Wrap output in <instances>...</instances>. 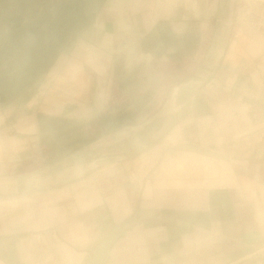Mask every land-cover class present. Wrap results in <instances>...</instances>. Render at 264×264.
<instances>
[{
    "label": "crops",
    "instance_id": "crops-1",
    "mask_svg": "<svg viewBox=\"0 0 264 264\" xmlns=\"http://www.w3.org/2000/svg\"><path fill=\"white\" fill-rule=\"evenodd\" d=\"M243 3L264 23V0H105L0 108V264H89L133 215L108 264H264V27L237 18ZM193 77L206 79L195 102L166 116L172 88ZM128 111L137 126L79 146L75 129L90 139L96 119ZM38 117L68 127L42 130Z\"/></svg>",
    "mask_w": 264,
    "mask_h": 264
},
{
    "label": "trees",
    "instance_id": "trees-1",
    "mask_svg": "<svg viewBox=\"0 0 264 264\" xmlns=\"http://www.w3.org/2000/svg\"><path fill=\"white\" fill-rule=\"evenodd\" d=\"M105 0H0V107H6L30 88L67 47L69 35L89 27ZM148 118V116L146 117ZM137 112L117 117L104 115L93 124L97 132L88 139L83 127L75 129L83 147L105 135L139 123ZM42 130H66L62 119L38 117ZM61 148L59 152H62ZM58 152V151H57ZM64 153L58 157H62Z\"/></svg>",
    "mask_w": 264,
    "mask_h": 264
},
{
    "label": "water",
    "instance_id": "water-1",
    "mask_svg": "<svg viewBox=\"0 0 264 264\" xmlns=\"http://www.w3.org/2000/svg\"><path fill=\"white\" fill-rule=\"evenodd\" d=\"M81 32L71 34L68 37L67 45H69L73 39L80 35ZM204 78H190L185 82H182L172 88L168 105L163 109L166 116L177 115L184 107L189 104H193L196 99L197 91L205 84ZM1 108V107H0ZM175 151H184L203 157L216 159L220 161H228V158L222 154L215 153L208 149L199 146H189L185 144H178L172 147ZM133 154H125L122 156H103L97 159L88 161L82 165L76 166L72 171H68L63 174L62 180L73 179L76 177L84 176L90 172H93L106 165L118 163L131 158ZM48 162L45 161L44 165ZM141 215H133L125 222L114 226L107 234H105L100 240L95 253L93 254L89 264H108L110 254L113 246L116 242L123 237L134 226L138 225L142 221Z\"/></svg>",
    "mask_w": 264,
    "mask_h": 264
},
{
    "label": "built area",
    "instance_id": "built-area-1",
    "mask_svg": "<svg viewBox=\"0 0 264 264\" xmlns=\"http://www.w3.org/2000/svg\"><path fill=\"white\" fill-rule=\"evenodd\" d=\"M238 8H239L238 11L239 16L237 18H239L242 21H248V20L250 21L251 19H254L255 20L254 24L256 25V27L258 28L264 27V23L260 20L258 16H256L250 11L246 3H243L242 5L238 6Z\"/></svg>",
    "mask_w": 264,
    "mask_h": 264
}]
</instances>
